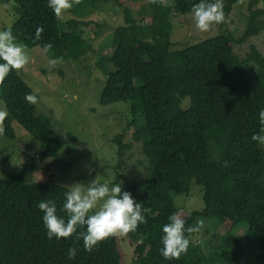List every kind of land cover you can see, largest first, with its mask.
<instances>
[{
    "label": "trees",
    "instance_id": "trees-1",
    "mask_svg": "<svg viewBox=\"0 0 264 264\" xmlns=\"http://www.w3.org/2000/svg\"><path fill=\"white\" fill-rule=\"evenodd\" d=\"M13 1L19 16L9 29L16 41L42 48L51 43L53 49L59 44L74 61L86 60L94 50L95 37L85 31L89 21L84 15L60 24L47 6L48 0ZM131 1L142 4L135 13L124 7L125 23L112 31L108 53L97 61L106 77L101 100L112 102L125 88L155 92L149 98L151 102L155 98L159 118L172 117L174 112L186 118L168 141L159 143L144 133L147 115L133 124L132 137L142 143L147 166L143 177L126 181L124 191L147 209V223L129 233L136 244L132 264H214L216 259L220 264H264V147L251 139L260 130L258 113L264 109V55L251 46L245 59H236L232 36L226 33L170 51L171 13L190 12L200 0H158L156 4ZM238 1L223 0L225 16ZM115 2L122 5L119 0ZM164 3L168 12L162 7ZM145 19L148 21L143 24ZM38 27L43 32L36 40ZM263 30L264 10H254L239 42ZM236 78L247 83L239 94L236 86L230 85ZM27 94H32V88L16 70L0 84V100L8 113L3 136L15 138V123L39 137L43 155H54L62 143L36 113V104L25 101ZM184 98L189 103L182 110ZM70 138L74 139L72 135ZM114 141L120 152V167L126 145L121 133ZM26 164L29 169L31 161ZM193 180L201 186L204 207L182 217L186 227H195L198 219L219 211L233 225L245 222L248 228L241 235L213 232L207 250L190 241L178 260H165L160 253L162 227L169 223V216L178 213L174 195L188 194ZM69 190L50 181L24 183L0 178V264H122L116 237L101 242L92 253L84 251L83 240L75 235L60 240L47 238L37 204L53 199L59 210ZM194 233L186 235L190 239ZM141 238L143 243L138 242ZM244 245L259 247L254 258L240 259L246 252ZM70 247L77 248L73 260L67 258ZM211 249L214 255L209 262Z\"/></svg>",
    "mask_w": 264,
    "mask_h": 264
},
{
    "label": "rangeland",
    "instance_id": "rangeland-1",
    "mask_svg": "<svg viewBox=\"0 0 264 264\" xmlns=\"http://www.w3.org/2000/svg\"><path fill=\"white\" fill-rule=\"evenodd\" d=\"M82 0L77 5V11L72 8L64 12L60 24H65L71 18H81L89 21L85 27L87 35L95 37L93 51L82 61L70 59L60 45L48 53V58H61L62 63L49 70L47 59L42 53V47L24 46L30 62L25 68L17 71L23 80L32 88V95L37 97L36 113L47 124L61 141L62 146L54 155H43L39 137L25 131L13 123L15 138L0 136V178L22 181L24 183H39L50 181L70 189V185L82 183L87 187L93 180L98 183L107 182L121 184L124 191L126 181L143 177L146 169V159L141 151L142 143L134 140L132 132L134 123L147 115L148 128L144 130L155 143L166 142L174 134L179 125H184L186 118L183 114L174 112L173 116L159 118L155 96L135 88H125L121 95L112 102L104 103L101 93L106 77L97 65L100 56L108 53L112 31L124 25V7L135 13L142 2L131 0ZM168 12V5H162ZM80 8V9H78ZM257 9L264 10V0H240L233 4L232 11L225 16V22L213 25L208 32H200L192 16V12L171 13L172 25L170 35V51H178L201 40L214 37L220 33L232 36V55L236 59H245L251 46L264 55V30L239 42L244 33L249 15ZM19 11L13 0H0V30L9 29ZM136 20L141 21L136 16ZM148 20L145 19L144 22ZM147 37V36H146ZM251 67L250 64L246 65ZM233 83L236 91L243 92L247 83L238 81ZM189 101H181V109L188 107ZM0 110H6L0 100ZM119 133L126 145L119 163V149L114 141ZM69 134V135H68ZM73 136L74 139L70 138ZM264 147V146H263ZM31 161V166L26 161ZM94 169V171H90ZM174 202L179 215L183 217L192 211H200L204 207L203 192L200 185L191 182L188 194H175ZM99 207V205H98ZM198 219L197 221H199ZM196 221V225H197ZM204 226L195 232L190 241L207 250V241L213 232L220 234H244L248 228L245 222L233 225L221 212L203 219ZM117 248L122 264H132L135 254V241L128 234L126 237L116 236ZM246 252L240 259L254 258L258 246L244 245ZM214 250L211 249L209 262L212 261ZM214 264H220L216 259Z\"/></svg>",
    "mask_w": 264,
    "mask_h": 264
},
{
    "label": "clouds",
    "instance_id": "clouds-1",
    "mask_svg": "<svg viewBox=\"0 0 264 264\" xmlns=\"http://www.w3.org/2000/svg\"><path fill=\"white\" fill-rule=\"evenodd\" d=\"M151 4L158 0H148ZM244 0H240L243 3ZM82 0H48L47 6L52 9L57 19H62L64 12L70 10ZM223 0H200L192 8V16L195 26L200 32H208L213 25L225 22ZM42 27L36 29L34 39H41ZM53 45H43L42 53L47 59L49 70L57 67L63 61L61 58H48V53ZM0 84H3L8 74L13 70H21L30 62V57L25 53L24 46L16 42L11 29L0 30ZM29 104H36L37 97L27 94L24 97ZM7 111L0 110V136L4 135V121ZM260 130L251 137L252 141L264 146V109L258 113ZM227 162H225V165ZM94 171V169L90 170ZM64 202L58 210L56 201L53 199L41 200L37 207L43 213L42 223L49 240L68 239L76 236L83 240V249L92 253L99 244L109 237H126L130 232H136L140 224L147 223L144 212L147 209L136 202L132 194L122 191L121 184L107 182L98 183L93 180L87 187L82 183L70 185V190L64 194ZM99 205V207H98ZM58 212H63L61 216ZM169 223L162 227L160 253L165 260H178L188 250L190 240L187 234L200 231L204 226L203 219L197 221L195 227H186V221L181 215L174 213L169 216ZM84 229V231H78ZM139 243H143L141 238ZM76 247L68 249L67 258L75 259Z\"/></svg>",
    "mask_w": 264,
    "mask_h": 264
}]
</instances>
